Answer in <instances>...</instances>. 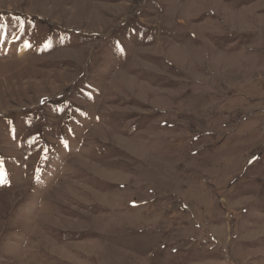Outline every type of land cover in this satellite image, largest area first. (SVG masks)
Instances as JSON below:
<instances>
[{
	"label": "rangeland",
	"instance_id": "rangeland-1",
	"mask_svg": "<svg viewBox=\"0 0 264 264\" xmlns=\"http://www.w3.org/2000/svg\"><path fill=\"white\" fill-rule=\"evenodd\" d=\"M0 264H264V0H0Z\"/></svg>",
	"mask_w": 264,
	"mask_h": 264
},
{
	"label": "snow or ice",
	"instance_id": "snow-or-ice-1",
	"mask_svg": "<svg viewBox=\"0 0 264 264\" xmlns=\"http://www.w3.org/2000/svg\"><path fill=\"white\" fill-rule=\"evenodd\" d=\"M5 181L3 179H0V186H4Z\"/></svg>",
	"mask_w": 264,
	"mask_h": 264
}]
</instances>
